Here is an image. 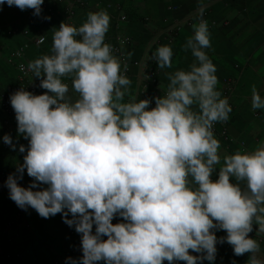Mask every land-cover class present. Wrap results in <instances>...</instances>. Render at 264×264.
Listing matches in <instances>:
<instances>
[{
    "label": "clouds",
    "instance_id": "clouds-1",
    "mask_svg": "<svg viewBox=\"0 0 264 264\" xmlns=\"http://www.w3.org/2000/svg\"><path fill=\"white\" fill-rule=\"evenodd\" d=\"M5 3L40 16L44 0ZM203 12L197 9L183 45L192 63L167 72L159 95L131 93L128 65L105 42L110 15L103 9L79 27L62 21L50 53L28 63L43 93L21 86L10 95L27 145L3 135L23 154L4 186L21 210L60 214L80 236L82 255L65 264H215L224 243L235 256L249 254L246 264H264L257 239L264 238V141L227 153L215 136L232 107L217 88ZM173 56L162 45L150 59L171 69ZM251 91L252 109L264 110V97L255 85Z\"/></svg>",
    "mask_w": 264,
    "mask_h": 264
},
{
    "label": "crops",
    "instance_id": "crops-1",
    "mask_svg": "<svg viewBox=\"0 0 264 264\" xmlns=\"http://www.w3.org/2000/svg\"><path fill=\"white\" fill-rule=\"evenodd\" d=\"M53 1L44 0V3ZM107 3L125 6L127 12L134 14L136 19L141 17L149 19L148 24L145 26L135 23L134 30H140V34L132 33L135 43V55L148 61L151 52L155 51L156 48L169 45L174 51L173 67L168 69L170 72L179 68H187L193 61L191 52L184 51L183 45L193 33L192 27L187 24L189 20L196 22L194 17L198 8L203 6L204 11L211 10L216 19L227 20V28H209L211 48L206 50L209 58L217 68L216 75L219 81L217 88L219 91L222 90V77H234V89L229 97L232 109L234 106V112L230 114L229 119L230 133L235 144L232 146L234 150L231 148L225 151L233 153V151L243 148L251 150L258 142L264 141V110L254 111L251 107V89L253 85L256 86L259 94L264 97V87L260 81V74H263L260 71H264V43L261 42L264 41V0H87V6L82 10L83 13L80 12L78 22L83 24L90 11L101 10ZM168 7H176V9L168 10ZM120 13L118 12V15ZM108 14L110 16L115 15L112 12H108ZM34 19L38 18L33 15L31 9L22 11L15 6L9 7L6 3L0 5V30L2 31V33L0 32V53L11 52L24 46L30 47L27 40L29 37L23 35V30ZM60 19V17H54L48 20V25H44L47 37L53 36L56 24ZM139 26L144 29V33ZM173 28H179L180 33L173 44H168L164 41V38ZM42 54L44 55V53H37L35 59L42 56ZM232 63L235 64V68L239 72L233 71L230 67ZM6 66V63L1 66L0 78L4 74L12 77L13 73L10 69H8L10 74L5 73ZM227 69L230 72L224 75ZM238 80L242 81L240 85ZM143 81H145L144 77ZM145 82L149 83L148 81ZM242 85V88L239 87ZM242 143L243 148L241 147ZM225 234L223 231L217 232V236ZM249 235L255 238L256 233L253 231ZM257 239L262 240L261 247L264 248V238L257 237ZM217 249L215 264H228L233 260L236 264H246L248 260L249 254L235 256L233 248L227 243L218 244ZM29 250L25 247L24 253H28ZM204 264H208V262L204 261Z\"/></svg>",
    "mask_w": 264,
    "mask_h": 264
},
{
    "label": "rangeland",
    "instance_id": "rangeland-1",
    "mask_svg": "<svg viewBox=\"0 0 264 264\" xmlns=\"http://www.w3.org/2000/svg\"><path fill=\"white\" fill-rule=\"evenodd\" d=\"M106 6L104 8L108 10L107 12L115 13V15L112 14L110 16V27H109V31L106 33L105 40H113L115 36H119V35L129 36L131 38V44H129L126 48L127 55L128 53H132V55L129 57L130 60H136L140 63V66L138 68H130L127 70L126 73V75L132 81L130 87L131 93L133 95L141 94V98L159 95L160 94L159 85L163 86V88L166 89L168 83L166 73L170 71L168 69L161 70L160 68H158L156 82L147 83L143 81L144 65H145L144 63L147 60L145 59L146 60L145 61L142 58L136 57L135 55V43H134L133 34L134 33L140 34V30L139 29L134 30V27L136 24L139 23H140L139 25L145 26L146 24H148L149 19L143 17H141L140 19L139 18L136 19L134 14H129L126 10L127 8L123 5L119 8V10H114L112 8L108 9ZM104 8L101 9L105 10ZM209 11L212 13L211 10ZM80 12L83 13L84 11L82 10L79 11L75 17V22L78 26L82 25L78 22V16ZM118 12H121L120 14L126 16V20L122 23L116 22V19L118 17ZM43 17L45 16H36V18L38 19L32 20L31 22L28 23L27 27H25L28 28L31 32L30 35L28 36L29 38L27 39L29 41L30 47L26 46V49L24 50L25 62L29 63L30 61L35 60L36 57L35 55H37V53L40 54L44 53V55L48 54L47 51L48 41L51 39V37H47L45 34L46 30L44 29V25L46 26L49 23H48V19H45ZM140 28L143 29L142 27ZM0 32L2 33L1 30ZM143 33H144V29H143ZM39 35L46 36L47 45L43 47H37L35 45V41H34L35 36H39ZM261 42L264 43V41ZM153 52H151V54ZM10 53L11 52H7V51L4 53H0V69L1 66L5 65L6 63L7 66L5 73L10 74L8 69H10L13 73L12 77L7 76V74H4L3 77L0 78V83L5 82L4 84H0L1 87H7L9 85H12L17 77L16 69L7 62ZM230 67L233 69V71L235 70L239 72V70L235 68L234 63H232ZM229 72L230 71H228L227 69L224 75L229 74ZM260 72L263 73L260 74V81L264 87V71H260ZM233 78H234L233 76H224L221 78L222 95L224 90L223 88L224 81L226 79L233 80ZM238 81L240 85V82L242 81L241 80ZM239 87L242 88L243 85ZM233 112H234V106L230 114H232ZM228 130L230 133V119L228 120ZM4 134H10L14 141L18 140L19 144L27 145L26 140H24L22 137L17 136L16 119L10 118V124L7 128H3L0 125V264H65L66 257L69 256L78 257L82 255V253L79 250L80 236L75 232L73 228H69L68 225H66L63 222L60 214L45 219L40 217L36 213V211L31 208H29L27 212L21 210L9 198L8 189L4 186V182L6 181L9 173L15 171V165L18 162L22 163L23 154L19 152L18 146L16 151H12L8 145L3 143L2 137ZM220 143L222 145L223 151L229 150V149H225V146L222 144L221 141ZM242 146L244 145L242 144ZM231 148L232 147H230V149ZM232 150H234V147L232 148ZM30 182H31V178H29L25 172L24 179L20 181V183L22 186L26 187ZM116 222H118V220L113 221V223ZM261 241L262 240H260V243ZM22 246H24V248L21 249ZM25 247L30 249L28 253H24L26 251V250L24 251ZM228 264H232V262H229Z\"/></svg>",
    "mask_w": 264,
    "mask_h": 264
},
{
    "label": "built area",
    "instance_id": "built-area-1",
    "mask_svg": "<svg viewBox=\"0 0 264 264\" xmlns=\"http://www.w3.org/2000/svg\"><path fill=\"white\" fill-rule=\"evenodd\" d=\"M87 6V0H54L51 3H43L42 5V13L40 16H46V17H60V21L56 24V30L59 27L60 23L64 21L66 24H71L73 26L79 27L75 22V17L78 11L83 10ZM108 9L112 8L114 10H119L121 7L120 4H107L106 6ZM175 7H168V10H174ZM32 10V9H31ZM33 12V10H32ZM204 19L208 21L209 28H227L228 27V21L227 20H217L214 15L209 11L205 10L203 12ZM50 19V20H51ZM126 20V16L119 14L116 22L122 23ZM197 22V20H196ZM194 22V20H189L188 26H191ZM30 30L26 28L23 30V35L28 37L30 35ZM180 33L179 28H173L170 30L168 35L164 38V41L168 44H173L176 39L178 38ZM53 37V36H52ZM48 41V54L51 51L53 39ZM41 39H43V42L41 43ZM35 45L37 47H43L47 45L46 36H35ZM106 43L112 45L115 49V55L121 59L122 61V67L123 63H126L128 65V69L130 68H138L140 66V63L136 60H130L129 56L127 55L126 48L129 44H131V38L129 36H115L113 40H105ZM26 49V46L18 48L14 51H11V53L8 56L7 62L11 66H13L17 71V77L15 82L12 85H9L7 87H1L0 86V125L3 128H7L10 124V118L15 119V113L11 107L9 97L10 95L18 90L21 86L25 87L26 90L31 91L35 94H41L45 90L39 87V80L33 79L32 81V73L27 71V65L28 62H25L24 60V50ZM127 69V70H128ZM149 73L152 76L151 80H148L149 83H155L158 73V67L154 61L149 59L146 64L144 65V74ZM143 74V77H144ZM65 83L69 84L71 86L70 80L65 78ZM234 89V81L232 79H226L224 81V90L222 97H227L229 99L231 92ZM230 103V101H229ZM230 106L232 107L231 103ZM214 133L215 136L222 142V144L225 146V149H230L235 143L234 139L229 133L228 130V121L226 123H217L214 126ZM243 144V143H242ZM243 148L244 146L241 145ZM166 264H168L167 261H165ZM179 264H183V262H179Z\"/></svg>",
    "mask_w": 264,
    "mask_h": 264
}]
</instances>
